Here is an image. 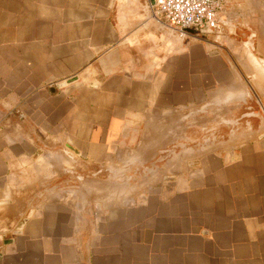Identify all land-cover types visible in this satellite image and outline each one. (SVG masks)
<instances>
[{"label": "crops", "instance_id": "0c3cea01", "mask_svg": "<svg viewBox=\"0 0 264 264\" xmlns=\"http://www.w3.org/2000/svg\"><path fill=\"white\" fill-rule=\"evenodd\" d=\"M152 4L0 0V264H264V133L168 138L219 86L264 95V0L192 40Z\"/></svg>", "mask_w": 264, "mask_h": 264}, {"label": "rangeland", "instance_id": "374dc122", "mask_svg": "<svg viewBox=\"0 0 264 264\" xmlns=\"http://www.w3.org/2000/svg\"><path fill=\"white\" fill-rule=\"evenodd\" d=\"M187 34L185 33V35L181 38L186 35L187 40L196 38L191 32H188ZM248 67L250 68L252 66L249 65ZM258 71L259 70L255 69L253 72L255 75L253 83L254 85L260 87L262 80ZM241 87L245 88L246 86H244V84H228L219 86L216 91L211 94V97L203 101L201 108H197L194 113L181 120L182 124L175 127L173 129L174 131L172 130V133L168 135V138L179 137L182 135L183 137H204L205 141L213 138L222 139V137H228V135L233 134L235 131L237 132L238 129L241 131L250 122L253 127V131H257V133H264V95H260L258 90L252 87L253 89L247 92V95L244 96L245 101H243L242 98H239L243 96V94L241 96H237V92H235ZM259 89L262 90L263 87ZM180 126H188V128L183 130ZM205 144V146L210 145L207 143ZM131 162L132 160L129 159L126 163H130L131 165ZM157 162H159V164H163V161ZM159 164L154 165L153 167V165L148 162L139 166V168L135 167L132 171L128 172L126 181H128L129 185L133 186L153 182L156 179L158 180L160 177L159 173L156 172H160L162 170L161 167L163 166H159ZM76 172H79L80 174L76 173L77 175L73 178L61 176L60 181L62 183L78 185L84 180V178L104 176L111 173L109 169L107 170L105 167L97 164L91 165V167L85 171V175L83 174V171H80L78 168ZM63 178L69 180L64 182L62 180ZM129 192L130 191H125L121 196L126 197L131 195ZM3 213V211L0 212V215L3 216ZM1 216L0 223L2 219ZM1 234L4 235V232L2 231V226L0 224V245L4 243V239L1 238ZM5 236L6 235H4V237Z\"/></svg>", "mask_w": 264, "mask_h": 264}, {"label": "built area", "instance_id": "2783aa9c", "mask_svg": "<svg viewBox=\"0 0 264 264\" xmlns=\"http://www.w3.org/2000/svg\"><path fill=\"white\" fill-rule=\"evenodd\" d=\"M227 0H155L157 16L175 26L182 37L188 28H222Z\"/></svg>", "mask_w": 264, "mask_h": 264}, {"label": "water", "instance_id": "95a60500", "mask_svg": "<svg viewBox=\"0 0 264 264\" xmlns=\"http://www.w3.org/2000/svg\"><path fill=\"white\" fill-rule=\"evenodd\" d=\"M152 3H155V0H152ZM77 79V77H72L71 79H68L67 81H62L59 85H65L66 83H68V82H71V81H74V80H76ZM30 214H32L31 212H30ZM24 220H27V218H24ZM20 232V228H18V229H16L15 230V233H19ZM12 240L13 239H7L5 242L6 243H9V242H12Z\"/></svg>", "mask_w": 264, "mask_h": 264}]
</instances>
